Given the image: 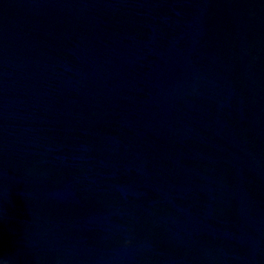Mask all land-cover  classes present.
I'll use <instances>...</instances> for the list:
<instances>
[{"label": "water", "instance_id": "obj_1", "mask_svg": "<svg viewBox=\"0 0 264 264\" xmlns=\"http://www.w3.org/2000/svg\"><path fill=\"white\" fill-rule=\"evenodd\" d=\"M0 264H264V0H0Z\"/></svg>", "mask_w": 264, "mask_h": 264}]
</instances>
